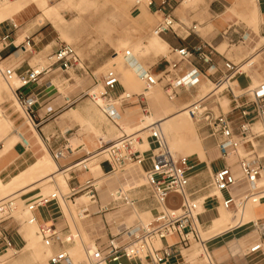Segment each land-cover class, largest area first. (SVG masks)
<instances>
[{"label":"crops","instance_id":"crops-1","mask_svg":"<svg viewBox=\"0 0 264 264\" xmlns=\"http://www.w3.org/2000/svg\"><path fill=\"white\" fill-rule=\"evenodd\" d=\"M14 1L11 2L9 8H0V49L3 50L2 65L14 70L18 79L32 70H39L42 73L35 83L21 89V93L24 96L29 98L35 97L37 100V104L33 108L32 118L24 112L25 116H19L17 119H14L12 121V133L0 141V153H3L0 156V181L3 184L5 183L4 185H9L16 178L36 167L41 161L50 160L53 163L55 162L54 164L63 171L68 193H71L72 190L82 188L87 181L95 180L94 173L91 170L92 165L96 164L100 167V170H98V173L101 175L100 178L115 173L112 172L109 161L103 157L95 156V154L103 144L108 145L117 140L120 137L118 136L119 133L122 136L125 131L120 122H123L127 127L134 128L142 126L147 117H150L153 123H161L168 119L171 114H167L165 110L158 109L154 112L156 121L154 114L146 116L143 112L144 104L148 105L145 98H140L144 102L143 104L138 99H134L136 102L132 100L130 103H122L120 100L121 96L124 93H128L131 88L120 82V85L110 93V101L103 100L107 102V105H111L113 112L118 115L119 119L116 122L119 126L116 125L115 121L108 116L103 107L89 96V89L91 88L89 81L91 79L95 85L96 80H102H99L95 76V73L106 66L108 62L107 57L104 54L100 55L99 52L94 53L83 50L82 55L84 60H82L76 51L81 60L79 67H73L66 71L60 65H53L47 57L56 53L65 42H62L60 37H51L46 26L35 28L34 12L41 10L36 3L23 6L17 12H11L14 7H17L15 5H21L24 0ZM151 1L152 5H149L148 9L160 19L159 24L163 22L168 14H171L180 27L177 26L176 32H157L160 44L165 48V51H169V55L157 60L148 70H152L154 73L163 72L167 65L162 66V63H167L166 60L173 61L175 59V55L171 53L172 50L191 48L199 43H206L217 51L213 56L212 68L203 79V82L206 80L207 83L201 86V91L198 89L192 91L191 98L194 97L196 99L209 92L211 89L209 86H212L225 72V62L230 60L227 54L221 53L219 50L225 47L227 39L230 37L229 41L234 43L237 39L244 40L248 38L249 30L241 25L238 27L240 15L246 16L249 21H253V18H249L245 12L248 9L247 5L255 4L256 24L254 23V25L258 23L260 33L264 35V0H211L210 14L209 16H204V18L206 17L205 20L200 16L189 19V14L186 17L184 14H181L183 20L188 19L193 21L191 26L179 19L180 14L176 15V11L173 12L171 5L175 0H172L163 9L160 8L159 0V5L156 7V0ZM203 4H205V1L193 4L191 11H197ZM182 5H184V1ZM197 21L201 23L196 25ZM47 22L58 30L54 23L49 20ZM195 26H197V29L200 27L201 32H194L192 28ZM60 27L66 31V27L62 23ZM32 29L33 31H31ZM58 31L60 32V30ZM69 32H72V30H69ZM56 33L58 34V32ZM60 33L62 34V32ZM65 34L68 33L65 32ZM228 34H230L229 37ZM4 38H8L5 42V48L3 47L4 45L2 46ZM28 39L31 42V52L24 47ZM254 57L257 59L258 56ZM254 57L243 63L249 62ZM193 64L206 70L196 59H193ZM254 64L255 62H252L248 69H252ZM136 66L145 70V66L140 62ZM186 67V64H183L180 69L184 71ZM263 78L264 75L261 74L249 76V79H247L248 86L264 90ZM248 86L243 88H247ZM182 95L185 96L186 93L182 92L178 98ZM186 100L191 99L181 98L177 100L174 107L184 106ZM191 102L193 101L191 100ZM190 103L181 109L184 110ZM138 108L144 113V118H140ZM5 117V122L9 123V118L6 115ZM23 138L28 141L29 147L26 148L23 145ZM147 143L149 142L147 141ZM203 145L205 158L203 159L199 156L198 164L203 167L206 174L212 177L215 172L214 165L220 163L223 166L225 163L223 160H220L219 152L211 141H203ZM149 149L150 145L148 144V149L145 151ZM59 150L65 151V158L55 160L53 155ZM92 161L94 162L92 163ZM231 161L232 159L228 160L229 163ZM140 168L145 172L149 169V164ZM50 177L55 178V175H50ZM50 177L39 175L33 181L17 190L16 193L24 191L21 195V201L27 203L42 195V188L37 185L44 180L46 182ZM196 177L198 175L194 176L191 173V188L194 190L201 188V184L194 183ZM95 181L96 189L100 194L97 193L96 202H91L89 205L90 214L86 219L82 220V227L86 235L95 240L97 245H102L111 237L132 228L133 226L126 227V224L129 223L128 215L131 211H135L136 216H139L141 213L145 218H155L161 212V208L155 199H153V203L146 206L141 203L144 199L140 200L141 196L144 195L142 192H131L143 185L133 187L127 191L130 199L135 201V204L129 211L124 212L121 210L123 201H113L111 194L118 193L126 184L127 179L124 177V173L121 176H117L115 181L106 182L105 179L100 183L98 179ZM116 185L120 188L116 189ZM262 185L264 186V183ZM55 186L58 187L56 184ZM111 190L112 193L109 194ZM237 191L235 190L234 192L236 193ZM202 194L200 193L199 197ZM81 195L77 196L75 207L85 204L81 200L83 198L80 197ZM222 197L225 199L227 196L225 194ZM221 207L220 198L218 200L214 198V203L211 200L205 202L204 212L200 218L209 215L210 219L203 223L204 227L210 230L211 223L221 217ZM106 208L107 210H104ZM229 211L231 212L232 210ZM35 217L39 224L53 222L64 235L71 231L61 202L39 209L35 212ZM200 218L199 223L201 224ZM2 227L14 233L17 246L19 243L25 244L27 242L25 248L22 249L25 251L29 241L34 236L33 226L26 230L17 221H8ZM24 231L27 240L24 236ZM179 241V237L176 236L163 242V245L176 244ZM257 245H261V251L252 253V248ZM201 247L204 249L201 241L196 245H193L191 241L188 247L178 246L173 263L211 264V261L206 257L205 251L202 250L203 253L201 252ZM205 248L213 264H264V200L260 205L253 207L252 220L237 225L208 240L205 243ZM47 250H50V252L56 251L52 249ZM9 252L0 254V257L3 259L2 262H4ZM202 256L204 258H201ZM32 262H34L33 253L26 259L25 263L22 261V263L16 262L14 264H31ZM126 264L134 263L126 261Z\"/></svg>","mask_w":264,"mask_h":264},{"label":"built area","instance_id":"built-area-1","mask_svg":"<svg viewBox=\"0 0 264 264\" xmlns=\"http://www.w3.org/2000/svg\"><path fill=\"white\" fill-rule=\"evenodd\" d=\"M160 8H165L172 0H159ZM2 0H0L1 4ZM149 5H152V1ZM171 14H168L157 28L158 33L176 32L178 26ZM194 32L197 26L193 27ZM264 38V35H263ZM8 38L2 40L5 48ZM28 39L24 47L30 48ZM3 50L0 49V73L7 83L17 77L16 72L2 65ZM31 52V50H30ZM175 55L173 61H167V67L159 74L152 70L137 68L138 76L144 86V92H150L162 85L166 97L175 101L182 92L188 93L197 90L213 65V56L217 51L206 43H199L191 48L172 50ZM130 56V52H127ZM53 65H60L64 70L79 67L81 62L75 48L64 43L60 49L47 57ZM196 59L206 70L193 64ZM186 64V69L181 66ZM225 72L213 83L211 91L187 106V112L196 125L202 141H211L223 160L222 168L215 171L211 177L210 187L222 197L221 205L226 210L242 213L250 203L258 204L264 200V186L260 180L264 175V90L259 88L241 87L239 78L249 79V74L244 70L243 62L234 63L226 61ZM253 69V67H252ZM41 71L32 70L19 78L20 86L15 89V95L24 112L32 118L33 108L37 104L35 97L29 98L21 93V89L35 83ZM96 84L103 86L100 95H89L95 102L110 101V93L120 85V79L114 71L108 72ZM146 98L145 95L124 93L120 100L130 103L134 99ZM144 113L149 114V107L144 104ZM104 111L112 118L116 125L118 115L113 112L111 105L103 107ZM119 126V125H118ZM120 129H122L120 127ZM147 140L150 145L148 151L141 152L135 149L137 143L143 141L140 132L122 136L114 142L103 144L95 156H100L109 161L112 172L123 169L129 164L141 167L149 164L145 171L148 186L154 199L161 208V212L151 223L146 226H133L120 234L111 237L106 243L96 245L92 250L85 245L87 253L86 264H124L123 261L134 264H174L178 246L188 247L192 239L200 241V232L197 226L200 216L204 212V204L210 199H217L216 194L201 196L207 188L194 190L191 188V173L196 168L190 165L191 157H177L170 150L165 135L158 124L148 126ZM27 148L29 143L22 139ZM1 151V146H0ZM54 159L65 158V151L54 153ZM232 159L229 163L228 160ZM95 180H89L79 190L62 194L59 190L51 195H40L34 200L24 203L25 212L28 214L26 222L37 225L38 235L45 248L56 250L44 262L38 264H74L68 248L75 244L79 234L68 232L62 234L53 222L39 224L35 212L63 202L76 204L77 196L90 195L91 201L96 202L97 190ZM243 189V190H242ZM240 190V192H234ZM180 198L179 207L168 205L170 198ZM125 204L133 202L123 196L119 199ZM202 201V202H201ZM220 204V203H219ZM203 208V211L201 210ZM78 217L84 220L89 216V207L79 209ZM104 210H107L104 209ZM18 211L17 199L11 198L0 201V254L12 251L13 256L19 254L14 233L2 227L8 221H16ZM179 237V242L163 245L169 238ZM261 251V245L252 248L251 252ZM209 259L212 263L211 257Z\"/></svg>","mask_w":264,"mask_h":264},{"label":"rangeland","instance_id":"rangeland-1","mask_svg":"<svg viewBox=\"0 0 264 264\" xmlns=\"http://www.w3.org/2000/svg\"><path fill=\"white\" fill-rule=\"evenodd\" d=\"M115 1L116 0H51L49 1V7H54L57 9L58 16L60 17L61 20H63L62 24L66 27V31L62 29H58L60 30V32H62L63 34L62 35L56 28H54L53 25L47 22V19L42 14L43 11L39 9H38L39 11L34 12V18L36 23L35 28L37 29L38 26L39 27L46 26V29L51 37H55V38L60 37V40L62 42H65L66 44L73 46L78 52V54L81 56L82 60H84L82 55L83 50L92 51L94 53L99 52L100 55L104 54L107 57L108 62L104 68L96 71L95 76L99 80H101L103 76H105L108 72L114 71L118 75L120 82L123 85H127L131 88V90L128 91V93L136 94V95H140V94L145 95L144 86L141 80L139 79L136 65L140 62L145 66V70H148L151 66H153V64L157 60H160L161 58H163V56L168 57L169 55V51L168 50L165 51V48L162 47V45L160 44L159 37L157 35V28L159 26L160 19L156 17L155 14L148 9L150 0H140L142 4H146L147 6L138 5L136 3V0H124L122 1V3L119 4H114ZM183 1H187V0H175L174 3L171 5V7L173 8V12L176 11L175 13L176 15L180 14L179 19L182 22L186 23L187 25L191 26L193 21L188 19L183 20L182 19L183 16L181 14H184L185 17L186 15L189 14L188 17L189 19L193 17L198 18L199 16L204 18L205 15L209 16L211 0H203L202 2L205 1V4H203V6H200V8L197 11H191L192 10L191 7L193 6V4L196 3H190L188 1L187 4L182 5ZM10 4L11 2L5 1L2 4L1 8ZM158 5H159L158 0H156L155 7ZM247 6L250 9L254 8L253 4ZM141 7L144 8V14ZM239 19L240 21L238 23V27H240L241 25L249 30L248 38L244 40L237 39L234 43H231L229 41L230 34H228L229 38L226 37L228 39L225 42V47L220 49L219 51L221 53L227 54L229 60L234 63L245 62L251 57L258 56L257 59L254 57L252 60H250L251 62L254 59H256L255 64L253 65V69H248L247 72L249 76L259 75V74L264 75V40H263V35L260 33L258 23L257 25H254V23L256 24V19L255 21H249L248 18L243 15H240ZM200 23H201L200 21H197L196 25ZM72 27H74V29L72 30V32H69V29ZM31 31H33V29ZM55 31L58 32L60 36ZM197 31L201 32L200 27H198ZM65 32H67L68 34L64 35ZM127 51H131L132 55L126 56L125 53ZM116 53H120L121 56L118 60L114 61L113 58L115 57ZM45 61H46V56H45ZM165 65H167V63L163 62L162 66ZM157 74H159V72H157ZM0 80H3L2 82L5 86L0 89V109L4 112V114L9 118L10 121L9 123L0 121V141H1L3 138L7 137L9 134L12 133L13 131L12 121L14 119H17L19 116H25V115L23 108L21 107L18 99L15 98L13 94H11L10 88L7 86V84H5L6 82L1 74H0ZM89 82L91 86V88L89 89V93L91 95L96 94L99 96L100 93L103 92L104 90L102 84L94 85V82L91 79ZM204 83H207L206 80L204 82L202 81L201 86ZM239 83L242 87L248 86V80L244 77L239 78ZM15 84L17 85L18 83L16 82ZM201 86L198 88L199 91L202 90ZM209 88H213V86H209ZM151 93H152L151 95L149 94L145 95L146 97L145 101L148 103L149 106L148 110L150 112L146 116H150L151 114H154V119L156 121L157 119L154 113L156 110L158 109L162 111L165 110V112H167V114H171V116L170 115L169 116L172 117L176 113L178 114L181 110H183L181 108L187 105L188 103H190L191 100L193 102L198 100V99L195 100L194 97L191 98L192 93L188 92L186 93L185 96L182 95L180 98L176 99L175 101H170L166 97L162 85L152 90ZM181 98L183 99L189 98L191 100H186L184 102L185 103L184 106L181 105L180 107L177 108L174 107L177 100ZM134 101L136 102V100ZM97 103L102 107H105L107 105V102L101 101L100 98L98 99ZM128 107L131 108L132 106H128ZM183 111H185V108ZM138 114L140 118H144V113H142L140 109L138 111ZM152 123H153L152 120H150V122H148L146 125ZM120 125L123 126L126 134L129 135L131 133L123 122H120ZM190 125H191V129L190 128L185 129L181 133L172 132L171 130H168L163 126L164 134L168 140L167 142L170 145L171 150L174 152V154L177 157H191L189 164L196 166V168L192 172V175L194 176L198 175V177L194 179V183L201 184V188L199 189L207 188L203 192L202 196L213 195L215 194V191H213L212 188L210 187L211 177L210 175L206 174L203 167L199 166L198 164L199 163L198 153L200 152V150H202L203 153L205 152L203 141L200 135L198 134L195 123L193 122V120H191V118H190ZM193 132H195L198 135L199 141L189 145L187 144L186 141L191 138ZM142 134L143 136H141V138H143V140L147 142L146 138L148 136V133L143 132ZM118 136H121V134L119 133ZM189 147L196 152L195 155H190ZM135 149L140 150L138 144L135 145ZM2 154L3 153H0V156ZM93 162L94 161H92V163ZM220 166H221L220 163H216L214 165L215 171L221 169L222 166L221 167ZM92 167L91 170L94 173V179L95 180L98 179L99 183L104 179L106 180V182L115 181L117 176H121L123 171L129 168L132 170L134 169L136 173L139 169V165L129 164L125 166L123 169L117 170L114 174L105 176L104 178H100L101 175L98 173L97 165L96 164L94 166L92 165ZM138 177L143 186L134 189L131 192L132 193L142 192V194L144 195L141 196L140 200L144 199V201H142L141 203L145 204L146 206L150 205L151 203H153L152 201H154L153 200L154 198L151 189L148 186L145 177V172L138 171ZM44 181H42L37 185L38 187L42 188L43 196L51 195L57 192L58 190L62 194H68L69 192L66 185L57 179L55 181H50V182H44ZM94 182L96 183V181ZM262 183H264V179L262 180ZM55 184L59 186L58 190H57L58 187H56ZM119 188L120 187L116 185V189ZM23 193L24 191L17 193L13 191L8 194H0V201L4 199L8 200L13 197L17 199L18 211L15 214V219L18 223L21 224L22 227H25V229L27 230L31 226H29V224L26 222V220L28 219V214L24 211L25 210L24 203L21 201V195ZM97 193L100 194V192ZM111 193L112 190L109 191V194ZM199 198H201V196ZM210 200L213 201L214 203V198ZM82 202L87 203V200L84 199ZM61 203L64 208L67 222L69 224L72 234L73 235L79 234L80 237V238H76L75 244L70 246L68 250L71 255L73 254V258H74V253L77 250H80L81 254L85 256L83 244L88 245L94 243L95 240L91 239L89 236L86 235L84 228L82 227L83 221H81L80 218L78 217V213L80 211L79 209L82 207L80 208L75 207L71 203H67L66 205L63 202ZM180 204H181V200L180 198L177 197L170 198L168 202V205L171 207H179ZM252 207L254 206H251L249 204L243 216H241V213L226 211L223 207H221L220 216L222 215V213H225L231 221L238 220L244 217L249 210L253 209ZM121 210L126 212L131 210V207L123 202ZM201 210L203 211V208ZM220 216L218 215V217ZM153 219H154L153 217L145 218L141 213L139 214V216H136V212L131 211L128 215L129 223L126 224V227L144 226L149 224ZM209 219H210L209 215L200 218L201 226H199V232H200V240L202 242L203 239H205V234L209 232V228L204 227L203 223L209 221ZM34 230H33L34 236L29 241L26 250L23 251L22 249L25 248L27 242L25 244L19 243V245L17 246L18 249H20L19 254L13 256L12 251H10L8 253V256H6V258L4 259V262H1V264H14L16 262L22 263V261H24L25 263L26 259H28L31 253H33V258H34V262H32L31 264H38L40 262H44L48 260V258L53 254V251L50 252V250L43 248L42 243H40V240L38 238L39 237L38 227L34 226ZM24 236L27 240L25 231H24ZM33 239H35V242H33ZM206 242H203V245H205ZM192 243L193 245H196L199 243V241L192 239ZM200 250L203 253L202 250L204 249L202 247L200 248ZM38 252H42L43 254V257L40 260H37L35 258V255ZM201 258L204 257L202 256ZM85 263H86V256H85ZM123 263L126 264V261H123Z\"/></svg>","mask_w":264,"mask_h":264},{"label":"bare ground","instance_id":"bare-ground-1","mask_svg":"<svg viewBox=\"0 0 264 264\" xmlns=\"http://www.w3.org/2000/svg\"><path fill=\"white\" fill-rule=\"evenodd\" d=\"M5 1H8V2H13L14 0H2L1 4H0V8L2 6V4L5 2ZM49 1L51 0H24L23 3L21 5H15L17 7H14L13 10H11V12H17L20 8H22L23 6H26L28 4H32V3H36L39 8L43 11V15L44 17L51 21L52 23L55 24V26L58 28V29H61L60 27V24L63 23V20L60 19V17L58 16V12H57V9L54 8V7H49ZM122 1L124 0H116L114 2V4H119V3H122ZM190 2V3H200L202 2L203 0H187V1H184V4H187V2ZM15 2V1H14ZM151 2V0H150ZM149 2V4H150ZM136 3L138 5H145L147 6L146 4H142L140 0H136ZM254 4V3H253ZM11 5H6L5 7L3 8H9ZM255 6V4L253 5ZM142 11H143V14H144V8L141 7ZM256 9L253 8V9H246L245 12L247 14V16H249L250 18L252 17L253 18V21H255L256 19ZM23 11V10H22ZM259 16V15H258ZM74 27L70 28L69 30H73ZM264 40V38H263ZM28 51H30L31 49L30 48H27ZM127 52H130V56L132 55L131 51H127ZM127 52L125 53V55L127 56ZM151 52V51H150ZM135 53V52H134ZM120 53H116L115 57L113 58L114 61L118 60L120 58ZM256 59H254L253 61H249V62H246V63H243V66H244V70L247 72L248 68L251 66V63L252 62H255ZM1 74V73H0ZM3 80H0V89L2 87H5L3 82ZM6 82V81H5ZM18 83L17 85L15 83ZM7 84V86L10 88V92L11 94H13L16 97L15 95V89H17L19 86H20V81L19 79L16 77L12 80L11 83H5ZM213 86V84H212ZM6 89V88H5ZM212 89V88H211ZM211 89L209 90V92L211 91ZM4 90V89H3ZM151 92V91H150ZM150 92H144V94H149L150 95ZM209 92H207L206 94H208ZM205 94V95H206ZM203 95V96H205ZM203 96L201 97H198L196 99H199V98H202ZM195 99V100H196ZM101 100V99H100ZM103 101V100H101ZM192 103V102H191ZM190 103V104H191ZM187 108V107H186ZM185 108V111L181 110L178 114L176 113L175 115H173L172 117L162 121L160 123L158 122H155V123H152V124H158L159 128L161 129L162 133L164 134V128H167L168 130H171L172 132H175V133H181L183 130L185 129H188L190 128L191 129V125H190V116L187 112V109ZM24 111V110H23ZM151 118L150 117H147L145 119V123L140 126V127H130L128 126V130L131 132L129 135H134V134H137L140 132V136H143V132H147V130H145L148 126L152 125V124H148L146 125L148 122H150ZM192 120V119H191ZM0 121L2 122H5L6 121V117H5V114L4 112L0 109ZM153 122V121H152ZM149 133V132H147ZM165 135V134H164ZM166 137V136H165ZM167 139V138H166ZM143 140V138H142ZM147 140V138H146ZM148 141V140H147ZM168 141V140H167ZM199 141V137L198 135L193 132V135L191 136L190 139H188L186 142L187 144H194L196 142ZM139 148H140V151L141 152H144L145 150L148 149V144L147 142H145L144 140L137 143ZM170 147V145H169ZM190 148V147H189ZM139 150V149H138ZM171 150V148H170ZM172 151V150H171ZM172 153L174 154V152L172 151ZM196 152L190 148V155H195ZM199 156L201 158L204 159L205 157V153H203L202 150H200V152L198 153ZM52 161L50 160H44V161H41L36 167H34L33 169L29 170L28 172L24 173L23 175H21L20 177L16 178L11 184L9 185H4L1 181H0V194H8V193H11V192H16L17 190H19L20 188L24 187L25 185H27L29 182L33 181L35 178H37V176L39 175H45V176H49L52 175L54 176L55 175V178H48V180L46 182H50V181H55L56 179L61 181L62 183H64L66 185V180H65V177H64V173L63 171H61L59 169V167L54 164ZM94 166V165H93ZM92 167V166H91ZM141 167V166H140ZM139 167L138 171H142V169ZM93 168V167H92ZM97 169L100 170V167L97 165ZM138 171L137 173L135 172V170L133 169H127V170H124L123 173H124V177H126L127 179V182L126 184L123 186L122 190H120L118 193H114V194H111V197L114 198L113 201H119V199L123 196H126L128 199H130V196L128 195V190L133 188V187H137V186H140L142 185L139 177H138ZM143 172V171H142ZM264 179V175H263V178L260 180V184H263L262 183V180ZM147 180V179H146ZM148 183V182H147ZM263 186V185H261ZM96 187V186H95ZM59 189V186L57 188V190ZM97 190V189H96ZM216 195L219 196L220 199H222V196L215 192ZM221 196V197H220ZM80 197H83L81 200L83 201L84 199L87 200V203L79 206L78 208L80 207H89V205L91 204V196L86 194V195H81ZM131 200V199H130ZM135 204V201L134 203L133 202H129L128 206L130 207H133ZM76 204H74L73 206H75ZM80 205V204H79ZM87 205V206H86ZM127 205V204H126ZM251 206H258V204H253L250 203ZM249 206V204L246 206V209L247 207ZM223 207V206H222ZM224 208V207H223ZM253 208V207H252ZM225 209V208H224ZM246 209L244 210V212L241 213V216L245 213ZM226 210V209H225ZM226 211H229V210H226ZM133 217V216H132ZM130 219V218H129ZM232 219V218H231ZM253 219V209L249 210L246 215L244 217H242L241 219H238V220H234V221H231L228 216L225 214V213H222L221 217L214 220L213 223L211 224V228L209 230L208 233L205 234V239H203V242H206L232 228H234L235 226L237 225H240V224H244L246 223L247 221L249 220H252ZM131 221V220H130ZM152 222V221H151ZM150 222V223H151ZM148 225V224H147ZM33 226V230H34V226L36 225H31ZM146 226V225H144ZM197 226L199 228L200 223L198 222L197 223ZM211 235V236H209ZM39 236V235H38ZM209 236V237H208ZM40 239V237H39ZM201 241V240H200ZM33 242H35V239H33ZM40 242H41V239H40ZM202 242V241H201ZM202 242V244H203ZM42 243V242H41ZM31 245V244H30ZM43 248L44 245L42 244ZM84 246V252H85V256L87 257V253H86V250H85V244H83ZM89 248L94 250L96 245H95V242L94 243H91V244H88ZM204 246V251H205V254H206V257L209 259V254L207 253V250L205 248V245ZM45 249H50V248H45ZM85 256L83 254H81L80 250H77L75 253H74V264H86L85 263ZM43 257V254L42 252H38L36 253L35 255V258L37 260H40L42 259ZM72 257H73V254H72ZM210 260V259H209ZM3 261V259L0 257V264L1 262ZM103 264H106V263H103Z\"/></svg>","mask_w":264,"mask_h":264}]
</instances>
